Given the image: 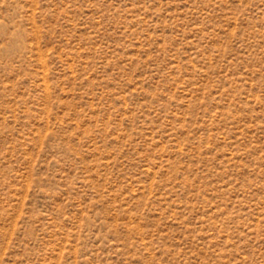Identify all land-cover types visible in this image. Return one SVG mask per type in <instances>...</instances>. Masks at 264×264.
Masks as SVG:
<instances>
[{
    "label": "rangeland",
    "instance_id": "obj_1",
    "mask_svg": "<svg viewBox=\"0 0 264 264\" xmlns=\"http://www.w3.org/2000/svg\"><path fill=\"white\" fill-rule=\"evenodd\" d=\"M0 264H264V0H0Z\"/></svg>",
    "mask_w": 264,
    "mask_h": 264
}]
</instances>
